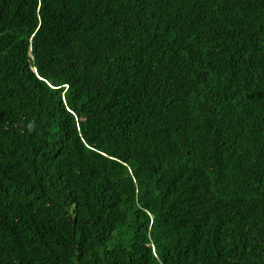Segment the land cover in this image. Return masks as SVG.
<instances>
[{"label":"trees","instance_id":"16d2710c","mask_svg":"<svg viewBox=\"0 0 264 264\" xmlns=\"http://www.w3.org/2000/svg\"><path fill=\"white\" fill-rule=\"evenodd\" d=\"M0 264H264V0H0Z\"/></svg>","mask_w":264,"mask_h":264}]
</instances>
